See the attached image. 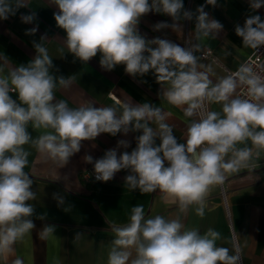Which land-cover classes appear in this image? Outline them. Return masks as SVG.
Listing matches in <instances>:
<instances>
[{
	"label": "clouds",
	"instance_id": "clouds-1",
	"mask_svg": "<svg viewBox=\"0 0 264 264\" xmlns=\"http://www.w3.org/2000/svg\"><path fill=\"white\" fill-rule=\"evenodd\" d=\"M53 2L58 8L54 19L65 31L64 43L75 58L88 62L99 53L100 66L108 71L117 65H124L125 73L133 77L151 71L157 83L167 85L163 91L167 102L186 106L184 115L199 119L188 124L185 142L179 143L166 122L168 114L150 103H123L120 111L92 103L70 108L66 101L55 99V90L57 84L67 87L71 81L50 73L52 58L41 42L34 43L36 56L27 65L7 75L2 74L0 65V255L12 252L13 245L34 228L30 219L34 207L29 201L35 200L36 193L32 191L33 179L24 171L29 156L24 145L28 144L63 166L80 151L84 140H95L101 133L115 136L142 132L131 153L123 152L118 158L116 149H110L95 161L96 180L107 182L115 173L128 169L131 174L125 184L131 190L148 193L158 189L180 212L195 206L196 214L202 217L211 187L224 182L226 171L247 166L254 150L257 156L264 150V77L242 64L213 83L195 55L201 51L199 43L185 48L159 37L147 40L138 31L140 18L149 12L173 20L171 25L156 24L154 30L171 27L181 31L177 22L190 21L195 15V38H215L222 25L209 18L203 5L194 14L184 10L183 0ZM216 2L206 0L211 6ZM249 2L253 11L264 7V0ZM21 7H27L26 0H0V20L15 15ZM34 19V14L21 16L23 23ZM36 31L34 27L26 34ZM235 33L244 47L257 49L264 45V21L259 15L246 18L243 27L236 26ZM241 86L247 88L248 98L236 95ZM206 102L219 103L221 110L202 111ZM29 124L33 129L51 131L34 139ZM157 137L159 146L155 145ZM128 146L125 140L117 143L118 148ZM84 160L93 163L91 156ZM131 212L130 223L113 227L115 236L107 264H239L238 251L230 254L228 248L217 246L221 237L214 229L203 234L187 229L179 216L146 219L140 205L133 206ZM43 232L52 233L54 228L48 226ZM14 264L22 261L17 259Z\"/></svg>",
	"mask_w": 264,
	"mask_h": 264
},
{
	"label": "crops",
	"instance_id": "crops-1",
	"mask_svg": "<svg viewBox=\"0 0 264 264\" xmlns=\"http://www.w3.org/2000/svg\"><path fill=\"white\" fill-rule=\"evenodd\" d=\"M26 3L27 7L19 8L15 15L0 20V58H7L0 59L3 75L33 60L34 43L41 42L52 58L50 73L71 81L67 87L57 84L56 100L66 101L70 108L92 103L95 107L111 106L118 111L123 103H150L168 114L166 122L172 126L173 135L179 143L185 142L188 124L199 116L186 117L183 111L186 106L169 104L163 96L166 84L157 83L151 71L142 77L126 74L124 65L108 71L100 66L99 53L88 62L80 61L68 52L64 43L66 33L54 19L58 8L53 0H26ZM183 4L184 10L194 14L203 5L209 18L222 25L214 34L215 38H195V15L190 21L177 22L181 31L171 27L154 30L158 23H173L170 16L155 12L140 18L139 33L147 40L159 37L185 47L187 39L191 45L199 43L201 49L211 48L216 61L201 58L197 52L195 55L213 83L238 70L254 49L243 46L242 38L233 35L227 21L240 19L250 5L249 0H217L214 6L207 5L206 0H183ZM29 14H34L35 19L31 23L21 22V16ZM34 27L37 28L35 34H26ZM214 64L220 72L214 70ZM12 98L16 99L14 93ZM212 110L220 111L221 105L207 103V111ZM28 130L34 139L51 131L33 129L31 124ZM141 134L139 131L115 136L101 133L95 140L82 141L80 151L63 166L62 162L52 160L30 144L24 145L29 152L24 171L33 179L32 191L36 193L35 200L29 201L34 207L30 217L34 228L13 245L12 252L0 255V264H14L17 259L22 264H107L115 236L113 227L130 223L131 210L137 205L143 206L146 219L157 215L166 219L179 216L187 229H197L201 234L214 229L221 237L216 241L217 246L228 248L230 254L238 251L239 264H264V150L257 157L254 150L247 166L225 172L224 182L211 187L201 217L196 214L195 206L180 212L158 189L148 193L131 190L125 184V178L131 174L128 169L115 173L107 182L93 177L95 161L107 150L116 149L118 158L123 152L131 153L137 146L136 137ZM120 140L127 141L129 146L118 148ZM160 143L157 137L155 145ZM248 146L251 147L250 141ZM85 156H91L93 163L85 162ZM41 216L44 218L40 219ZM48 226L53 227L54 232L44 233ZM132 254L134 257V250Z\"/></svg>",
	"mask_w": 264,
	"mask_h": 264
},
{
	"label": "built area",
	"instance_id": "built-area-1",
	"mask_svg": "<svg viewBox=\"0 0 264 264\" xmlns=\"http://www.w3.org/2000/svg\"><path fill=\"white\" fill-rule=\"evenodd\" d=\"M191 47L189 43H186V48ZM199 57L201 58H212V60L216 61V57L213 54V51L209 47H204L201 49V51L197 52ZM246 64L250 66L255 73L258 75L264 77V45L259 46L257 49H254L253 52L248 55L240 65ZM237 71V70H236ZM235 72V71H233ZM232 73V72H231ZM236 95H239L241 98H248V92L247 88L245 86H241ZM202 111L205 110V107ZM254 157H257V155L254 154ZM165 166H168L167 161H165ZM93 177L95 178V173L93 174ZM96 179V178H95Z\"/></svg>",
	"mask_w": 264,
	"mask_h": 264
},
{
	"label": "rangeland",
	"instance_id": "rangeland-1",
	"mask_svg": "<svg viewBox=\"0 0 264 264\" xmlns=\"http://www.w3.org/2000/svg\"><path fill=\"white\" fill-rule=\"evenodd\" d=\"M253 15H259L261 17V20L264 21V7H261L260 9H257L255 11H253L250 8V5H249L247 11H245L243 13V16L240 19L235 18V20L234 19L228 20L227 23H228V25L230 24L232 26L233 35L237 36L236 33H235V28L234 27H236V26L243 27L246 18H248L250 16H253ZM232 24H234V25H232ZM186 38H188V37H186ZM186 43H189L187 39L185 40V48H186ZM213 68H214L215 71H219L220 72V70L218 69V67L215 64H214ZM205 110H207V102L205 103Z\"/></svg>",
	"mask_w": 264,
	"mask_h": 264
}]
</instances>
